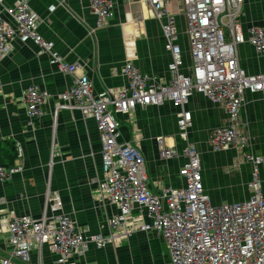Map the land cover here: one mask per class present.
I'll return each mask as SVG.
<instances>
[{
  "label": "crops",
  "instance_id": "0c3cea01",
  "mask_svg": "<svg viewBox=\"0 0 264 264\" xmlns=\"http://www.w3.org/2000/svg\"><path fill=\"white\" fill-rule=\"evenodd\" d=\"M18 0H1L0 19L11 23L7 10ZM36 16V31L69 64H76L74 75L64 74L50 64V55L31 41H14L7 55L0 59V163L17 170L8 181L0 183V253L8 251L6 219L28 215L39 218L47 191L61 197L63 212L77 227L90 234L107 235V221L115 209L103 203L97 183L103 179L101 140L93 119L79 111L58 109L59 95L70 89L76 76H85L91 93L101 95L109 89L122 88L126 80L122 67L131 62L156 82L169 81L170 55L164 48L162 24L145 0H112L114 16L110 24L96 30L97 19L87 0H25ZM179 0H170L167 9L174 17L185 65L190 64L186 21L178 12ZM243 31L264 24V0H243L236 15ZM240 67L247 74L264 71V55L248 44L237 49ZM36 86L46 90L49 101L43 105L36 122L27 118L22 102L25 89ZM240 120L243 132L251 138L252 150L264 157V92L245 93ZM186 110L191 113L188 142L201 158L202 185L213 205L239 202L249 197L251 165L241 163L236 169L235 152H213L208 140L211 131L222 125V109L194 94ZM57 112V113H56ZM56 113V119H55ZM177 110L168 104L137 108L118 115V141L131 142L144 159L150 190L179 187L178 175L185 159L161 160L156 139L175 146L180 153L185 142L177 126ZM235 157V158H234ZM264 191V164L259 167ZM223 198V199H222ZM236 198V199H231ZM228 199L229 202L224 201ZM43 264H52L54 255L43 248ZM78 264H171L161 238L134 232L127 239L105 249H91ZM37 257H32V264Z\"/></svg>",
  "mask_w": 264,
  "mask_h": 264
},
{
  "label": "built area",
  "instance_id": "2783aa9c",
  "mask_svg": "<svg viewBox=\"0 0 264 264\" xmlns=\"http://www.w3.org/2000/svg\"><path fill=\"white\" fill-rule=\"evenodd\" d=\"M87 1L97 19L95 29L106 28L114 16L112 0ZM145 1L157 21L166 19L162 33L170 55L169 81L156 82L127 62L121 70L124 87L94 96L90 81L75 75L70 89L59 95L57 107L79 111L95 122L103 173L96 189L103 203L115 209L107 221V235L80 230L63 212L61 197L47 191L39 218L22 215L6 219L8 251L0 253V264H32L34 255L36 264H43L44 247L54 255L52 264H78L91 249H105L137 231L161 238L171 264H264V191L258 173L264 157L252 150L251 138L243 132L240 120L245 93L264 92V71L247 74L240 67L237 53L240 45L248 44L264 55V24L242 30L236 15L243 0H179L178 12L185 16L190 49V64L186 66L176 42L174 17L167 9L170 0ZM7 11L12 22L0 19V59L14 41H31L50 55V64L59 71L75 74L77 65L64 61L53 50V43L38 35L36 16L25 0H18ZM194 94L220 107L224 115L223 124L210 133L211 151H235L233 169L243 162L251 165L247 199L213 205L205 192L200 154L188 142L191 113L186 105ZM49 99V93L36 86L23 91L22 102L30 122L39 119ZM165 104L177 110V135L185 143L178 153L175 146H166L158 137V154L161 160L178 156L185 159L178 172L183 183L155 193L148 186L140 150L131 142L117 139V116ZM16 171L0 163V183Z\"/></svg>",
  "mask_w": 264,
  "mask_h": 264
},
{
  "label": "rangeland",
  "instance_id": "374dc122",
  "mask_svg": "<svg viewBox=\"0 0 264 264\" xmlns=\"http://www.w3.org/2000/svg\"><path fill=\"white\" fill-rule=\"evenodd\" d=\"M233 152H235V151H233ZM235 156H236V155H235ZM234 158H235V157H234ZM222 199H223V198H222ZM231 199L233 200V199H236V198H231ZM224 201L229 202L228 199H224Z\"/></svg>",
  "mask_w": 264,
  "mask_h": 264
}]
</instances>
